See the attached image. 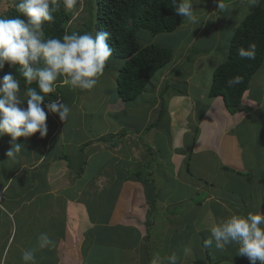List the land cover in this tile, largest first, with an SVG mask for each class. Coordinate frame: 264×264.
Masks as SVG:
<instances>
[{
	"label": "crops",
	"instance_id": "obj_1",
	"mask_svg": "<svg viewBox=\"0 0 264 264\" xmlns=\"http://www.w3.org/2000/svg\"><path fill=\"white\" fill-rule=\"evenodd\" d=\"M244 7L224 15L229 27L246 14ZM202 32L180 36L179 42L189 48ZM219 54L222 62L225 54ZM216 57L193 58L190 71L171 61L130 102L117 97L116 74L110 88L91 90L102 95L98 100L78 102L58 92L71 109L68 120L48 115L45 139L20 138L22 152L15 160L7 157L11 138L3 136L2 264H22V253L29 249L35 251L36 264H167L177 247V264H250L237 256L234 244L219 251L203 243L211 226L230 213H264V64L238 111L229 112L222 97L208 95L211 72L220 63ZM209 59L216 64L207 71ZM114 64L109 59L104 71ZM169 81L186 88L163 99L160 91ZM198 87L204 91L196 96ZM164 115L168 121L162 125ZM71 127L74 132L66 135ZM8 207L14 215L7 214ZM173 225L181 233L177 242L178 236L166 238ZM41 232L56 241L54 248L38 247Z\"/></svg>",
	"mask_w": 264,
	"mask_h": 264
},
{
	"label": "clouds",
	"instance_id": "obj_2",
	"mask_svg": "<svg viewBox=\"0 0 264 264\" xmlns=\"http://www.w3.org/2000/svg\"><path fill=\"white\" fill-rule=\"evenodd\" d=\"M236 1L246 3L249 8L264 4V0ZM193 2L171 0L176 15L184 17L191 25H200L205 20L193 10ZM210 3L211 13L222 11L223 17L217 23H223L224 15L230 13V5L225 8L224 3L228 2L224 0H210ZM13 6L18 16H0V70L7 64L23 76L26 84L35 82L37 85L35 88L27 87L21 94L17 77L9 73L0 80V137L7 135L11 138L7 157L15 160L22 152V145L17 143L20 138L28 139L37 133L41 139L47 136L48 115H57L61 122L68 120L71 113L69 106L59 99L46 102V96L56 91L57 82L71 89L93 90L112 57L113 49L108 43L110 33L107 31L95 34L73 32L65 33L62 38H46L44 25L54 22V13L61 7L59 0H13ZM63 7L71 11L77 7V0H63ZM238 25L234 22L231 27L217 30H235ZM256 51V44L253 43L247 48H239L238 55L241 59L254 60ZM240 83V76L227 81L228 87ZM25 104L26 107L23 106ZM233 244L237 246V256L246 257L250 264H264V215L260 212L246 215L230 213L211 226L210 238L204 240L203 246H214L224 251ZM37 245L41 249L54 248L56 241L49 233L41 232ZM184 251L187 253L190 248L186 247ZM21 260L22 264H36L35 251H23ZM167 264H177L175 253L167 257Z\"/></svg>",
	"mask_w": 264,
	"mask_h": 264
},
{
	"label": "trees",
	"instance_id": "obj_3",
	"mask_svg": "<svg viewBox=\"0 0 264 264\" xmlns=\"http://www.w3.org/2000/svg\"><path fill=\"white\" fill-rule=\"evenodd\" d=\"M59 2L61 7L54 13V22L44 25L46 38H62L65 33L73 32H109L108 43L113 49L109 59L121 63L115 77V89L117 97L123 102L137 99L149 80L166 68L173 58L172 51L163 45L150 44L152 42L148 39L145 40L147 44H144L145 41L139 43L136 38L138 32L153 36L170 35L187 23L184 17L176 15L171 0H77V7L71 11L64 9L63 0ZM14 8L7 17L19 15ZM250 11L233 30L226 60L216 65L210 79L209 97H222L229 112L238 111L252 76L264 61V6ZM253 43L257 47L256 58L241 59L238 49ZM9 73L19 79L21 91L37 87L35 82L26 84L23 76L7 64L0 70V78ZM235 76H240L242 83L228 87L227 81ZM58 92L59 86L54 93L46 96V102L59 99ZM35 136L42 141L45 139H41L39 133Z\"/></svg>",
	"mask_w": 264,
	"mask_h": 264
},
{
	"label": "rangeland",
	"instance_id": "obj_4",
	"mask_svg": "<svg viewBox=\"0 0 264 264\" xmlns=\"http://www.w3.org/2000/svg\"><path fill=\"white\" fill-rule=\"evenodd\" d=\"M197 1L198 0H194L193 3L197 4ZM224 1L228 2V3H224L225 8H227V5H230V7H231L230 14L231 15L233 13L240 12L243 9L244 5H245V7H244L243 12L247 13L248 10L250 11V9H251V8L249 9L248 6L246 7L247 4L246 3L243 4L241 1L240 2H237L236 0L235 1L234 0H224ZM210 4H211L210 0H199V3L196 6H193V10L197 11V14L202 18V20H205V21H202V23L206 24V26H204V24H202V23L200 24L202 26L191 25L190 22L187 21V23L182 26V28H181L182 30H178V32H176L173 36H168L166 34H161L160 36H153V35L146 33V32H143V33L138 32L139 34H137V36H136L137 41L139 43L143 44L142 42L148 39L150 42H152L150 44H159V45H163V46H166L169 49H171L172 53H173V58H172L173 60L172 61H173V63H175L174 66L178 65V67L180 68L181 71L193 70V62H192L193 58L199 57V55H202V54L205 55L208 53L209 56L214 55L215 57L217 55L218 56V58L216 57L217 62H220L219 57H222V56L219 53H224L225 57H224V60L222 61V62H224L226 60V57L228 54V46H229L230 36H232L234 29H232L231 31H229L226 34H223L224 30H222L223 31L222 33H221V29L217 30V28L228 27L229 25L225 22L228 21L229 18L228 17L223 18L222 19L223 23L218 24L217 22L220 21L221 17H223V15H221L222 11H218L217 14H215V12L211 13L213 9L210 7ZM211 6H213V4ZM13 7H14L13 6V0H0V16H4V17L9 16L10 11ZM257 7H259V6H257ZM238 20L239 19H237L236 22L240 23ZM191 26H193V27H191ZM193 28H195V29L193 30ZM198 30L203 31V32L198 34L199 36L196 38L195 41L193 40L191 42L192 46H190L189 48H187L188 46L184 45L182 42H179L180 36L190 37V36L195 35V31H198ZM169 37H172V38L168 39ZM144 44H147L146 41ZM214 64H216V59H214V60L209 59L208 63L206 64L207 65V67H206L207 71L210 70ZM263 64H264V61L261 65V67L263 66ZM119 66H121V63L117 62V64H114L113 68H110L109 70L104 71L103 75L99 77L98 82L95 86L100 87L101 89H107V87L110 88L111 84L113 86V78H114L115 74L117 75L118 69L120 68ZM171 66H172V64L170 63L169 65H167L166 68L168 69V67H171ZM205 71H206V69H205ZM158 75H159V73H157L155 75V77H157ZM2 78H0V80H2ZM202 78H203V74L201 76H199V80L201 81ZM152 79L153 78H151V81H152ZM58 84L61 87L60 94L64 95L66 99L68 96H72L75 98V100H77V98H78L77 101L79 102L80 100H83V97H84V100H86V101L87 100L90 101V100H92V98L94 100L96 98L100 99L102 97V95H99V96L97 95L98 92L93 93L91 91H88V92L87 91H81L79 89H71L69 86H64V85H61L60 83H58ZM204 85H205V82H204ZM115 88H116V86H115ZM185 88L186 87L184 84L179 86L178 83L175 82L173 85V83L171 81H169L167 88L165 90H163L162 92L160 91V93H163L162 98L166 99L168 97V95L172 94V90L176 92V90L181 91V90H184ZM201 91H204V90L199 88V87H198V89L196 88V96L198 94H200ZM23 92L24 91H21V94H23ZM115 92H116V89H115ZM203 95L205 98L206 95L205 94H203ZM178 97H180V96H178ZM194 98L196 99V97H194ZM96 100H98V99H96ZM64 103H66V101H64ZM66 105H68V104H66ZM23 106L26 107V104ZM121 120L124 121L125 118L122 117ZM167 121H168V117L166 115H164L161 118L162 125L166 124ZM135 126L137 127L139 125L135 124ZM72 132H74V130L71 127L65 131V134L69 135ZM166 132H167L166 135H168L169 130H167ZM116 143H117V141H116ZM158 146H159V148H162V145L160 143L158 144ZM152 148L154 150L153 146H152ZM64 152L68 153V155L71 154V152H67V148L65 146H64ZM151 158L153 159L154 155H152ZM96 160H98V159L97 158L94 159L95 164H96ZM92 163H93V160L90 162V165H92ZM44 165H46V164H44ZM94 166H96V165H94ZM117 169H120V168L118 167ZM178 192L180 194L179 190H178ZM12 208L13 207L7 208V209L11 210V212H9L7 210V214L10 216L14 215ZM165 214H167V213H162V217H165ZM262 215H264V213H262ZM12 223H13V221L11 222V224ZM11 224L9 222L10 228L12 227ZM177 229H178V227H176L175 225H173L170 229H168L167 230L168 236H166V238L167 239L171 238L173 241H175L174 236H178L176 239V242H177L181 238V235H180L181 233L177 234V232H179V230H177ZM171 231H176V233L171 236L170 235ZM181 232H184V230H182ZM154 245H155V242H154ZM173 252H175L176 255H179L180 249L177 247Z\"/></svg>",
	"mask_w": 264,
	"mask_h": 264
}]
</instances>
